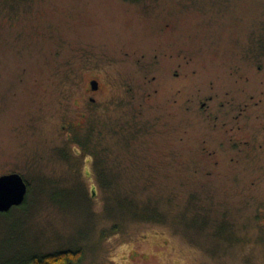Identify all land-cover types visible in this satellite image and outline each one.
I'll use <instances>...</instances> for the list:
<instances>
[{"label":"rangeland","instance_id":"obj_1","mask_svg":"<svg viewBox=\"0 0 264 264\" xmlns=\"http://www.w3.org/2000/svg\"><path fill=\"white\" fill-rule=\"evenodd\" d=\"M10 173L0 262L264 264V0H0Z\"/></svg>","mask_w":264,"mask_h":264},{"label":"water","instance_id":"obj_2","mask_svg":"<svg viewBox=\"0 0 264 264\" xmlns=\"http://www.w3.org/2000/svg\"><path fill=\"white\" fill-rule=\"evenodd\" d=\"M93 90L97 89V82H92ZM27 184L17 173L0 176V213H7L12 208L19 207L25 201Z\"/></svg>","mask_w":264,"mask_h":264},{"label":"trees","instance_id":"obj_3","mask_svg":"<svg viewBox=\"0 0 264 264\" xmlns=\"http://www.w3.org/2000/svg\"><path fill=\"white\" fill-rule=\"evenodd\" d=\"M131 1H134V0H131ZM24 204H25V201L19 207H15V209H18V208L22 209L24 207ZM10 211H8L7 213H0V215L7 217ZM80 256H81V253L79 250L78 251L77 250L76 251L66 250V251H60V252L50 253L46 255L33 254V255L28 256L21 263H19L17 260L15 261L13 259L12 260L8 259V260H4L0 262V264H75L80 259Z\"/></svg>","mask_w":264,"mask_h":264},{"label":"flooded vegetation","instance_id":"obj_4","mask_svg":"<svg viewBox=\"0 0 264 264\" xmlns=\"http://www.w3.org/2000/svg\"><path fill=\"white\" fill-rule=\"evenodd\" d=\"M92 82H97V81H95V80H94V81H90V89H91L93 92H97V90H98V82H97V89H96V90H93V88H92V84H91ZM208 99H212V97L209 96ZM90 101L92 102V101H94V99L91 98ZM204 106H205V102L201 104V107H202V108H203Z\"/></svg>","mask_w":264,"mask_h":264}]
</instances>
